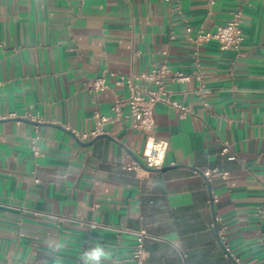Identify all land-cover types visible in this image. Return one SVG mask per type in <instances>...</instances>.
I'll use <instances>...</instances> for the list:
<instances>
[{
    "label": "crops",
    "instance_id": "1",
    "mask_svg": "<svg viewBox=\"0 0 264 264\" xmlns=\"http://www.w3.org/2000/svg\"><path fill=\"white\" fill-rule=\"evenodd\" d=\"M238 8L239 49L195 42ZM164 60L188 112L159 102L141 130L125 107L81 137L128 93L121 76ZM148 139L167 167L126 168ZM141 230L143 264H264V0H0V264H82L97 242L130 264Z\"/></svg>",
    "mask_w": 264,
    "mask_h": 264
},
{
    "label": "built area",
    "instance_id": "2",
    "mask_svg": "<svg viewBox=\"0 0 264 264\" xmlns=\"http://www.w3.org/2000/svg\"><path fill=\"white\" fill-rule=\"evenodd\" d=\"M243 15L240 8L236 9L231 18L223 23H219L213 30H199L195 35L197 44L209 40L218 41L222 49H239L243 41L242 30ZM186 32L190 35L192 28L186 27ZM185 79L186 75L181 71L172 70L164 60L160 65L154 66L150 71L142 72L138 75L121 76L120 83L128 84V93L117 95L112 104V114L110 116L103 115L100 111L95 110L94 116L97 118L96 127L89 133H84L81 137L86 139L88 136H95L104 132V125L107 122L120 120L123 115V109L128 107V115L134 118V126L141 130H149L154 126V108L159 102L173 103L177 105L183 113L188 112V108L171 101L170 94L165 87V79ZM145 80L153 84L152 88H147L136 82V80ZM87 85L95 90L102 91L108 86L104 75L98 76ZM32 141V149L38 154L37 139L39 138V130ZM167 142L165 140L148 139L142 155L139 160H135L126 165L128 169L147 171L148 168H160L165 165V153ZM221 153H229L231 157L234 154L231 151L228 141L222 143ZM207 173V172H206ZM92 226L96 223L91 222ZM137 241L133 248L130 264H143L146 257L144 246L145 237H153L146 231L141 230L136 233Z\"/></svg>",
    "mask_w": 264,
    "mask_h": 264
},
{
    "label": "clouds",
    "instance_id": "3",
    "mask_svg": "<svg viewBox=\"0 0 264 264\" xmlns=\"http://www.w3.org/2000/svg\"><path fill=\"white\" fill-rule=\"evenodd\" d=\"M109 252L101 243H95L92 247L86 249L81 257L82 264H104Z\"/></svg>",
    "mask_w": 264,
    "mask_h": 264
},
{
    "label": "water",
    "instance_id": "4",
    "mask_svg": "<svg viewBox=\"0 0 264 264\" xmlns=\"http://www.w3.org/2000/svg\"><path fill=\"white\" fill-rule=\"evenodd\" d=\"M102 135H105L104 133H101ZM137 160H139V159H137ZM167 166H162V167H160V168H148V167H146V169L147 170H160V169H164V168H166ZM202 172V171H201ZM229 253V252H228ZM230 254V253H229ZM233 258V257H232ZM238 264V263H237Z\"/></svg>",
    "mask_w": 264,
    "mask_h": 264
}]
</instances>
